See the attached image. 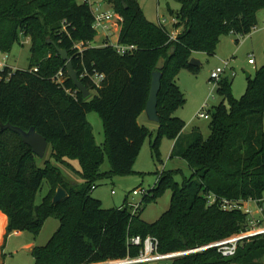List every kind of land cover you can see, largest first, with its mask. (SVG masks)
I'll return each instance as SVG.
<instances>
[{
    "label": "trees",
    "instance_id": "obj_1",
    "mask_svg": "<svg viewBox=\"0 0 264 264\" xmlns=\"http://www.w3.org/2000/svg\"><path fill=\"white\" fill-rule=\"evenodd\" d=\"M106 1L123 18L119 42L135 45L133 51L120 54L110 45H92L97 31L90 2L0 0V51L10 52L21 36L31 41L27 69L0 70V122L26 131L34 127L51 150L40 166L39 157L20 135L11 130L0 133V212L8 217L5 242L15 231L38 235L50 217L60 221L47 244L32 249L35 264L135 256L139 248L129 239L137 235L157 237L164 253L211 244L246 231L248 215L208 204L205 193L242 201L264 198V64L254 80L248 77L241 99L233 95V80L223 77L217 83L223 103L208 111V138L195 130L184 132L186 122L174 115L186 102L176 80L179 72L187 68L197 73L200 67L190 64L193 53L213 56L224 34H250L264 0H178L181 7L172 14L178 20L175 25L185 23V29L176 40H170L167 27L146 19L138 0ZM48 39L68 51L80 80L91 91L89 97L75 86L66 62ZM77 43H83L82 51L75 47ZM160 58L165 64L152 153L161 159L160 144L166 135L175 143L171 157L185 160L192 175L180 186L175 178L180 170L163 171L157 184L143 194L136 213L130 203L104 208L92 196L95 181L133 171L151 133L138 118L145 111ZM95 73L105 76L98 87ZM92 111L103 120L104 148L97 144L88 120ZM106 154L112 171L101 173ZM70 160L80 164L79 184L70 181L58 165L74 168ZM44 181L49 191L38 204L36 196ZM58 188L67 197L54 203ZM167 190L172 193L169 209L155 222L143 220L145 207ZM5 222L0 214V233ZM172 264H264V235L244 239L231 257L208 248L176 258Z\"/></svg>",
    "mask_w": 264,
    "mask_h": 264
},
{
    "label": "rangeland",
    "instance_id": "obj_2",
    "mask_svg": "<svg viewBox=\"0 0 264 264\" xmlns=\"http://www.w3.org/2000/svg\"><path fill=\"white\" fill-rule=\"evenodd\" d=\"M145 17L152 23L159 24L161 19H167V28L170 31H177L180 34L185 29V23L179 26H172L177 23V19L172 14L180 9L178 0H138ZM93 10L105 11L111 9L106 0H91ZM120 15V14H119ZM121 16V15H120ZM103 34L98 32L93 46L102 44ZM117 36H113L116 40ZM31 41L24 36L16 42L10 52L0 51L1 56H5L11 67L27 69L30 63ZM192 58V57H191ZM195 58L201 62L197 73L184 68L177 76L179 85L186 102L184 106L175 111V116L182 118L186 122V132H200L204 138L210 135L211 118H200L198 113L203 106L205 112L213 110L214 107L223 103V98L217 92V83L210 81L211 72L217 67H224L223 77L233 80L232 91L236 99H241L248 88L247 73H250L254 80L257 70L264 64V8L257 11V25L253 31L245 36H235L232 33L224 34L217 46L213 56L205 52H197ZM250 59H255V64L250 63ZM95 92L92 91V94ZM230 108L229 102L224 103ZM88 120L93 126L96 142L102 148L105 147L106 136L103 120L100 115L92 111L88 114ZM139 123L145 125L151 131L146 137L144 144L134 163L133 171L127 175L115 174L111 178H97L96 188L92 190V196L100 200L104 208L119 207L126 203H139L143 198V193L134 195V190H150L158 182L159 175L163 171H179L176 174V181L180 186L186 178L192 175L188 163L180 158L171 157L174 140L166 135L163 136L160 144V157L158 160L153 156L151 141L156 135L158 124L150 121L146 114H143ZM50 148L48 146L45 158H50ZM43 160L39 157V165L43 166ZM74 168L58 164L64 175L72 182L79 184L82 179L79 175L81 171L77 160H70ZM101 173L111 172V162L108 155H105L104 162L100 167ZM49 191L46 181L42 185L36 196V203H41ZM114 191V193H112ZM171 191L167 190L155 201L145 207L142 219L147 222H155L170 207ZM5 214V213H4ZM60 221L57 218H48L38 235L30 231L11 232L4 243V251L0 254V264H35L31 251L36 246H43L51 239L54 232L59 228ZM6 234V233H5ZM5 237V236H4ZM2 247V249H3Z\"/></svg>",
    "mask_w": 264,
    "mask_h": 264
},
{
    "label": "built area",
    "instance_id": "obj_3",
    "mask_svg": "<svg viewBox=\"0 0 264 264\" xmlns=\"http://www.w3.org/2000/svg\"><path fill=\"white\" fill-rule=\"evenodd\" d=\"M90 2L91 0H82ZM94 29L98 32L103 33L104 41L101 46L110 45L114 47L120 54H125L133 51L136 46L132 44H122L119 42V33L121 29V23L123 21L122 16L116 11H94ZM159 24L167 27V19H161ZM176 23H173V26ZM170 31V30H169ZM170 40H176L178 33L177 31H170ZM113 36H117L116 40H113ZM75 47L79 48L80 51L83 50V43H77ZM0 52V70L5 69V67H11L5 56H1ZM255 59H250L251 64H255ZM13 68V67H11ZM16 69V68H13ZM225 72L224 67H217L212 70L210 81L218 83ZM62 72H60L55 78L60 80ZM104 74L95 73L93 75V81L96 86H100L101 81L104 79ZM203 106L202 110L198 113L200 118H211L209 112H205ZM95 188V186H93ZM145 194L147 190L142 189L141 191L134 190L133 194L138 195L140 193ZM114 193V191L112 192ZM208 204H217L220 208L225 211L241 210L248 216V222L246 226V231L236 234L232 237L213 242L204 246L195 247L188 250H180L174 252L164 253L160 251V241L157 237L148 235L142 237L140 235L131 237L129 243L139 248L138 255L132 256L128 254L122 258L107 259L98 262H87L82 264H172L176 258L185 256L190 253H195L198 251H203L208 248H216L225 257L234 256L237 252L239 244L246 238L254 237L257 235H264V198L260 200H232L225 197H219L214 193L204 194ZM132 207V212L136 213L139 208V203H130Z\"/></svg>",
    "mask_w": 264,
    "mask_h": 264
},
{
    "label": "water",
    "instance_id": "obj_4",
    "mask_svg": "<svg viewBox=\"0 0 264 264\" xmlns=\"http://www.w3.org/2000/svg\"><path fill=\"white\" fill-rule=\"evenodd\" d=\"M124 7L127 8V5L124 4ZM49 44L54 45L57 49L58 54L62 57L63 61L66 62V68L68 76L73 80L75 86L83 94V96L89 97L91 91L83 84L80 80L78 72L75 70L72 58L70 57L67 50L60 48L54 40L48 39ZM174 48H172V51ZM165 64V59L160 58L156 65V69L152 73V81L150 87L149 98L146 103L145 113L150 121L159 122L158 116V95L161 90V80L163 76V68ZM190 64L194 66L200 65V61L195 57L190 59ZM247 77H250V73H247ZM6 130H11L20 135L22 140L29 145L33 152L40 158L45 157L49 143L46 137L38 133L34 127H31L29 130H24L21 127L15 126L11 123L0 122V133ZM67 197V192L63 188H58L57 192L53 197L54 203H59Z\"/></svg>",
    "mask_w": 264,
    "mask_h": 264
},
{
    "label": "crops",
    "instance_id": "obj_5",
    "mask_svg": "<svg viewBox=\"0 0 264 264\" xmlns=\"http://www.w3.org/2000/svg\"><path fill=\"white\" fill-rule=\"evenodd\" d=\"M111 6V5H110ZM93 8V7H92ZM96 11H97V8H96ZM105 11H114L113 10V8H112V6H111V9H109V10H105ZM173 26V25H172ZM168 29V28H167ZM103 34V33H102ZM104 36V35H103ZM103 41H104V37H103V40H102V43H103ZM102 44H100V45H96V46H101ZM197 52H194L193 53V56L192 57H195V54H196ZM200 65H201V62H200ZM13 68H15V67H13ZM143 114H146L145 113V111L139 116V118H138V121H139V119H140V117L143 115ZM141 124V123H140ZM184 132H186V127H185V129H184ZM74 161V160H73ZM70 163H71V161H70ZM72 165H73V163H71ZM0 214H3V216H5V218H6V222H5V226H4V229H3V232L2 233H0V254L1 253H3V251H4V248L2 249V247L4 246V243H6L5 242V233H6V227H7V224H8V217H7V215L6 214H4L3 212H0ZM15 232H20V231H15ZM3 262H4V259L1 261V264H3Z\"/></svg>",
    "mask_w": 264,
    "mask_h": 264
}]
</instances>
